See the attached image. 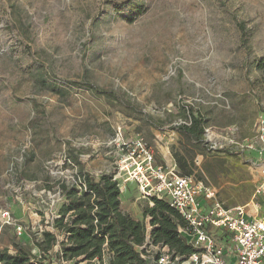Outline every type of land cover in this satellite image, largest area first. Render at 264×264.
<instances>
[{
	"label": "rangeland",
	"instance_id": "rangeland-1",
	"mask_svg": "<svg viewBox=\"0 0 264 264\" xmlns=\"http://www.w3.org/2000/svg\"><path fill=\"white\" fill-rule=\"evenodd\" d=\"M188 107L205 121L198 140L177 130ZM262 120L264 0H0V252L39 256L78 172L71 150L95 179L114 174L118 129L225 206L260 208ZM120 202L143 221L137 189Z\"/></svg>",
	"mask_w": 264,
	"mask_h": 264
},
{
	"label": "built area",
	"instance_id": "built-area-1",
	"mask_svg": "<svg viewBox=\"0 0 264 264\" xmlns=\"http://www.w3.org/2000/svg\"><path fill=\"white\" fill-rule=\"evenodd\" d=\"M261 140L264 141V120L260 121ZM117 144V171L113 179L120 193L137 189L146 204L152 206V199L168 203L186 223L180 233L187 244L195 250L186 259L174 257L166 246L152 245L148 235L146 243L137 247L140 257L150 264H264V204L259 208L249 205L227 207L216 198L213 188L205 186L192 177L183 176L163 163H157L153 149L142 138L122 140L118 129L113 138ZM264 177V168L262 169ZM257 193L264 195V181ZM3 225L10 223V211L0 213ZM52 217L44 227L53 231ZM147 224L146 232L150 230ZM43 230V231H44ZM21 235L22 228L16 227ZM57 253L60 242L53 246ZM153 252V255H152ZM154 255H157L154 258ZM37 258L41 259L40 252ZM1 264V263H0ZM41 264H108L98 259L90 261L77 258L64 260L55 258L53 262L41 260Z\"/></svg>",
	"mask_w": 264,
	"mask_h": 264
},
{
	"label": "trees",
	"instance_id": "trees-1",
	"mask_svg": "<svg viewBox=\"0 0 264 264\" xmlns=\"http://www.w3.org/2000/svg\"><path fill=\"white\" fill-rule=\"evenodd\" d=\"M71 85L93 90V86L84 81H76ZM186 114L188 124L179 125L178 132L189 138L200 139L205 121L194 114L192 107H188ZM70 154L73 156L68 158L78 166V172L73 182L62 181L59 185L64 202L53 219V231L41 232L42 243L47 248L42 249V243H37L41 248V259L14 243V254L0 252L1 264H41V260H46L45 252L52 249L57 241L60 242V251L56 253V258L75 262L77 258L102 261L106 256L108 264H150L137 251L138 246L146 243L147 235L149 243L166 246L180 260L195 251L179 232L186 227L185 221L168 203L152 199L153 205L146 204L143 208V221L136 220L121 209V193L113 179L114 174H101L95 179L83 169L75 151L71 150ZM176 165L183 172L178 174L191 177L179 159ZM145 221L151 227L148 233Z\"/></svg>",
	"mask_w": 264,
	"mask_h": 264
},
{
	"label": "bare ground",
	"instance_id": "bare-ground-1",
	"mask_svg": "<svg viewBox=\"0 0 264 264\" xmlns=\"http://www.w3.org/2000/svg\"><path fill=\"white\" fill-rule=\"evenodd\" d=\"M250 206V210L253 212L254 210H253V206L252 205H249Z\"/></svg>",
	"mask_w": 264,
	"mask_h": 264
},
{
	"label": "crops",
	"instance_id": "crops-1",
	"mask_svg": "<svg viewBox=\"0 0 264 264\" xmlns=\"http://www.w3.org/2000/svg\"><path fill=\"white\" fill-rule=\"evenodd\" d=\"M164 165H166V164H164ZM127 195V194H126ZM247 205H257V204H252V203H250V204H247ZM242 206H244V205H242ZM237 207V206H236Z\"/></svg>",
	"mask_w": 264,
	"mask_h": 264
}]
</instances>
